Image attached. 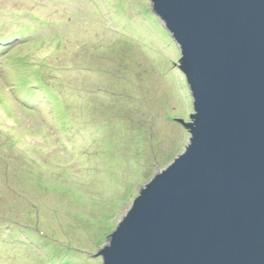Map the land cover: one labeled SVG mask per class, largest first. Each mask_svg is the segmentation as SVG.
Returning a JSON list of instances; mask_svg holds the SVG:
<instances>
[{
  "label": "rangeland",
  "instance_id": "374dc122",
  "mask_svg": "<svg viewBox=\"0 0 264 264\" xmlns=\"http://www.w3.org/2000/svg\"><path fill=\"white\" fill-rule=\"evenodd\" d=\"M163 26L151 0H0V36H25L0 40V264H102L109 229L185 151L192 92Z\"/></svg>",
  "mask_w": 264,
  "mask_h": 264
},
{
  "label": "water",
  "instance_id": "95a60500",
  "mask_svg": "<svg viewBox=\"0 0 264 264\" xmlns=\"http://www.w3.org/2000/svg\"><path fill=\"white\" fill-rule=\"evenodd\" d=\"M151 2L182 54L191 137L109 229L102 264H264V0Z\"/></svg>",
  "mask_w": 264,
  "mask_h": 264
},
{
  "label": "trees",
  "instance_id": "16d2710c",
  "mask_svg": "<svg viewBox=\"0 0 264 264\" xmlns=\"http://www.w3.org/2000/svg\"><path fill=\"white\" fill-rule=\"evenodd\" d=\"M143 1V0H142ZM90 18V17H89ZM100 24V23H99ZM102 26V25H101ZM164 27V26H163ZM103 28H105L104 26H103ZM165 28V27H164ZM160 29V33H159V35H160V37H161V40H167L168 41V43H169V49L173 52V53H171V55L173 56L175 53H179V55H181V53H180V50L178 51L177 50V48L176 47H174L175 46V43L174 42H172L170 39H169V37H168V32L164 29V30H162L161 28H159ZM24 31V27L23 28H20V29H17V31H13V33H11V34H9L8 36H6V37H2V36H0V40L3 38L4 39V43H10V42H12L15 38H18L19 37V39H23L25 36H23V32ZM70 31H71V29H70ZM13 34H15V35H13ZM17 35V36H16ZM14 36H16V37H14ZM155 36H156V32H155ZM26 38H28V37H26ZM95 41V40H94ZM94 41H84V40H80V39H75V40H72V42H73V46H77V45H80V44H82V43H85V42H94ZM175 51V52H174ZM57 52V51H56ZM45 56H47V55H45ZM48 56H50V54L48 55ZM77 65H79V64H77ZM76 85H77V87L78 88H88V86H87V83H84L83 85L82 84H80V83H76ZM31 86H33V85H31ZM30 88H33V87H30ZM75 88V87H74ZM13 90V89H12ZM88 91H90V89L88 90ZM87 91V92H88ZM20 94L21 95H23L25 98H26V100H27V102H30V101H44V99H45V102L47 103V104H49L50 106H51V110L54 112V114H55V111H54V109H53V107H52V105L49 103V101H48V98H49V96H48V94H46V93H38V95L36 96V95H29L28 93H24V94H22V92H20ZM86 97H88V96H85V98ZM44 98V99H43ZM84 98V99H85ZM74 99H76V98H74ZM56 116V115H55ZM143 161H142V159H140V161H133L132 163H130V164H128V166L129 167H136L137 165L138 166H141V163H142ZM147 166H148V163H147ZM137 171V170H136ZM136 171H135V174H136ZM119 174H120V172H119ZM141 174H143V173H141ZM125 185H127L126 187H128V186H130V187H133L134 186V184H135V182H136V179H134V176H132V177H130V176H126V177H124V179H123V181H122Z\"/></svg>",
  "mask_w": 264,
  "mask_h": 264
},
{
  "label": "clouds",
  "instance_id": "9594fccd",
  "mask_svg": "<svg viewBox=\"0 0 264 264\" xmlns=\"http://www.w3.org/2000/svg\"><path fill=\"white\" fill-rule=\"evenodd\" d=\"M181 53V52H180ZM181 56H182V54H181ZM191 121V120H190Z\"/></svg>",
  "mask_w": 264,
  "mask_h": 264
}]
</instances>
